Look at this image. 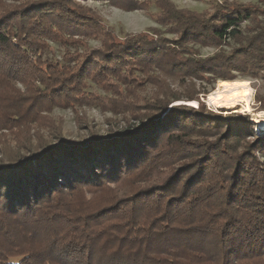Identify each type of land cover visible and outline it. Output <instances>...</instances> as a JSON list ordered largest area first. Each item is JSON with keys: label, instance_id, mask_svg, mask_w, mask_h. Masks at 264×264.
<instances>
[{"label": "trees", "instance_id": "1", "mask_svg": "<svg viewBox=\"0 0 264 264\" xmlns=\"http://www.w3.org/2000/svg\"><path fill=\"white\" fill-rule=\"evenodd\" d=\"M79 1L148 6L0 0V133L27 134L0 154V264H264V136L200 102L218 82L264 79V8L154 0L165 30L117 41ZM90 105L123 124L29 134L55 108Z\"/></svg>", "mask_w": 264, "mask_h": 264}, {"label": "rangeland", "instance_id": "2", "mask_svg": "<svg viewBox=\"0 0 264 264\" xmlns=\"http://www.w3.org/2000/svg\"><path fill=\"white\" fill-rule=\"evenodd\" d=\"M148 6L144 10H139L135 12H125L123 10L117 9L111 6L105 1H79L83 6L92 9L100 19V23L103 28L114 32V36L117 41H124L125 39L148 33L151 29H160L164 31L165 28L159 26L156 23L154 16L159 14V9L155 6L154 0H142ZM179 9L190 10L198 13H203L206 11H211V7L216 2H223L224 0H171ZM229 2L236 1L241 4L246 5H259L264 8V0H228ZM264 23V19L262 20ZM102 40L100 38L89 39V47L92 49L98 48L101 46ZM51 52L47 55L50 59H61L64 54V49L59 45L51 44ZM227 51L228 48H225ZM200 55L202 57L212 56L217 52L214 48H201L199 49ZM236 81H247L249 82L252 93L248 97V103L251 106L252 112H264V79L259 76L257 78L244 76L239 77ZM218 82L214 87L206 88L207 95H201L200 102L203 103L207 110L215 113L221 117H228V115H243L249 116L251 121L254 122V113L252 112H242L243 110L240 107L236 109H228L221 107H215L210 104L208 101V96L211 93H214L217 90ZM93 92L102 93V91L96 87L92 86L90 88ZM154 93V88L152 86H147L144 90L141 91L142 96L151 97ZM103 94V93H102ZM183 104L197 108V102H180L176 105ZM240 110V111H239ZM41 123L33 126V129L29 131V134L37 136L36 132H40L42 135L37 137H43V139L51 138L54 130L57 128H62L63 133L70 136H78L87 132L85 126H94L102 130L109 128L110 123L121 122L123 124L122 116H115L112 113L102 110L100 107L90 105L79 107L75 106L74 108L63 109L55 108L52 110V113L47 115L44 114V118ZM255 133L257 136H264V130L258 128V124L254 122ZM24 133V130L19 133H6L1 135L0 133V154L1 150L5 147L9 150H14L17 147L18 141H20L24 136L27 137V134ZM41 139H32L36 142L41 141Z\"/></svg>", "mask_w": 264, "mask_h": 264}, {"label": "bare ground", "instance_id": "3", "mask_svg": "<svg viewBox=\"0 0 264 264\" xmlns=\"http://www.w3.org/2000/svg\"><path fill=\"white\" fill-rule=\"evenodd\" d=\"M238 82L245 81H234V82H220L218 84L217 90L211 93L207 98L212 106L221 107L222 109H236L240 107L242 112H252L251 106L248 103V97L251 96L252 89L250 84L248 88H237L233 85ZM247 91L248 95H236V93H244ZM240 111V110H239ZM254 113V122L258 124L260 130H264V112H252Z\"/></svg>", "mask_w": 264, "mask_h": 264}, {"label": "snow or ice", "instance_id": "4", "mask_svg": "<svg viewBox=\"0 0 264 264\" xmlns=\"http://www.w3.org/2000/svg\"><path fill=\"white\" fill-rule=\"evenodd\" d=\"M248 84L249 82L245 81V82H238L237 84L233 85L234 87L237 88H244L247 89L248 88ZM249 93L247 91H245L244 93H236V95H248Z\"/></svg>", "mask_w": 264, "mask_h": 264}]
</instances>
